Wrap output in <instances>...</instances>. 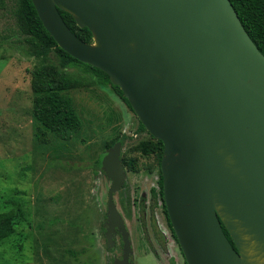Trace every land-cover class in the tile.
Listing matches in <instances>:
<instances>
[{"label": "water", "instance_id": "water-1", "mask_svg": "<svg viewBox=\"0 0 264 264\" xmlns=\"http://www.w3.org/2000/svg\"><path fill=\"white\" fill-rule=\"evenodd\" d=\"M31 1L58 46L106 73L162 142V196L186 264H264V54L230 0ZM121 148L101 159L106 240L114 245L117 228L123 254L113 264H131L113 198L126 178Z\"/></svg>", "mask_w": 264, "mask_h": 264}, {"label": "rangeland", "instance_id": "rangeland-1", "mask_svg": "<svg viewBox=\"0 0 264 264\" xmlns=\"http://www.w3.org/2000/svg\"><path fill=\"white\" fill-rule=\"evenodd\" d=\"M11 10L12 0H4L0 7V211L14 209L18 215L16 233L0 243V264H112L121 257L119 236L107 248L102 229L111 181L103 171L95 173L92 165L110 147L111 139L123 133L126 178L114 193V202L129 232L133 264H183L161 200L152 207L151 189L159 190V165L153 154L144 155L139 148L148 134L137 132L138 118L111 86L69 90L82 121L71 138L49 131L36 134L31 68L37 59L29 54Z\"/></svg>", "mask_w": 264, "mask_h": 264}, {"label": "trees", "instance_id": "trees-1", "mask_svg": "<svg viewBox=\"0 0 264 264\" xmlns=\"http://www.w3.org/2000/svg\"><path fill=\"white\" fill-rule=\"evenodd\" d=\"M242 25L264 54V0H230ZM4 6V0H0V7ZM12 15L18 32L23 36V41L31 56L37 59L31 68V88L33 98V120L36 134L49 131L61 138L68 139L81 128L82 121L74 110L69 90L92 85H109L133 112L128 100L123 96L121 89L111 83L108 75L102 70L78 61L58 46L56 41L45 29L40 21L31 0H12ZM59 12L70 30L81 40L91 43L93 35L87 27L76 24L73 16L61 9ZM137 132H146L148 138L139 142L142 154H153L158 165L162 157L163 144L154 138L138 120ZM126 134L116 135L109 144L112 146L116 141L125 142ZM105 151L93 160V171L101 170V159ZM122 160V158H121ZM124 165V161L122 160ZM130 168H134L132 160H128ZM159 190L152 188V200L155 207L158 198L166 214L162 196V176L159 169ZM18 210L8 209L0 211V243L16 233L15 219ZM171 232L175 237L171 224L168 220ZM223 230L233 244L228 231L223 225ZM81 264H86L85 262Z\"/></svg>", "mask_w": 264, "mask_h": 264}, {"label": "flooded vegetation", "instance_id": "flooded-vegetation-1", "mask_svg": "<svg viewBox=\"0 0 264 264\" xmlns=\"http://www.w3.org/2000/svg\"><path fill=\"white\" fill-rule=\"evenodd\" d=\"M125 167V166H124ZM159 169H160V164H159ZM125 170H126V168H125ZM104 173V172H103ZM125 182V181H124ZM122 188V187H121ZM151 196H152V189H151ZM113 198H114V196H113ZM160 199V198H159ZM116 205V204H115ZM161 205H162V203H161ZM118 210V209H117ZM119 212V211H118ZM119 214H120V212H119ZM121 215V214H120ZM121 217H122V215H121ZM166 217H167V220H169L168 219V216H167V213H166ZM122 219L124 220V218L122 217ZM170 222V221H169ZM106 223H107V216H106V221H105V223H104V225L102 226V229L104 230V236H105V241H106V246H107V248H110V247H113L114 245H115V238L117 237V236H119V238L121 239V245H122V247H121V257L120 258H114L113 259V262H114V260L115 259H121L122 258V254H123V241H122V237H121V234H120V232L117 230V228H115L114 229V231H113V233H114V236H113V240H114V245H112V246H108L107 245V240H106ZM124 223H125V221H124ZM125 226H126V224H125ZM172 227V226H171ZM126 229H127V227H126ZM169 230H170V233H171V235L173 236V234H172V232H171V228L169 227ZM127 231H128V229H127ZM174 232V231H173ZM157 233H159V232H157ZM159 235L161 236L162 234H160L159 233ZM159 236V237H160ZM128 237H129V232H128ZM174 237V236H173ZM176 237V236H175ZM175 239V238H174ZM129 240H130V237H129ZM176 241H177V239H175ZM161 243V242H160ZM177 243H178V241H177ZM130 245H131V240H130ZM178 247H179V251H180V253H181V255H182V259H183V264H186V262H185V258H184V256H183V254H182V251H181V249H180V246H179V244H178ZM131 249H132V245H131ZM132 254H133V249H132V252H131V254H130V256H129V261L131 262V264H133V261H132V258H131V256H132ZM172 256L174 257V255L172 254ZM174 260H176L175 259V257H174ZM160 261V260H159ZM113 262H112V264H113ZM155 264H157L156 263V261H155ZM167 264H169L168 262H167Z\"/></svg>", "mask_w": 264, "mask_h": 264}]
</instances>
